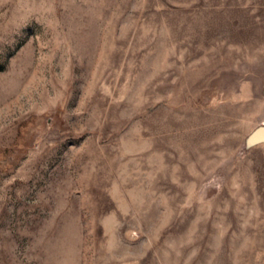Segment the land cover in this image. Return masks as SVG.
I'll list each match as a JSON object with an SVG mask.
<instances>
[{
    "label": "rangeland",
    "instance_id": "rangeland-1",
    "mask_svg": "<svg viewBox=\"0 0 264 264\" xmlns=\"http://www.w3.org/2000/svg\"><path fill=\"white\" fill-rule=\"evenodd\" d=\"M0 264H264V0H0Z\"/></svg>",
    "mask_w": 264,
    "mask_h": 264
}]
</instances>
